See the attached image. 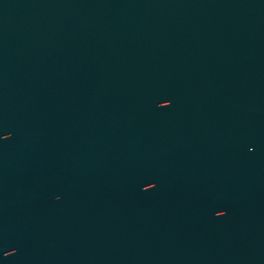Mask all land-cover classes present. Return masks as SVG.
Wrapping results in <instances>:
<instances>
[{"label": "water", "instance_id": "obj_1", "mask_svg": "<svg viewBox=\"0 0 264 264\" xmlns=\"http://www.w3.org/2000/svg\"><path fill=\"white\" fill-rule=\"evenodd\" d=\"M0 264H264V0H0Z\"/></svg>", "mask_w": 264, "mask_h": 264}]
</instances>
